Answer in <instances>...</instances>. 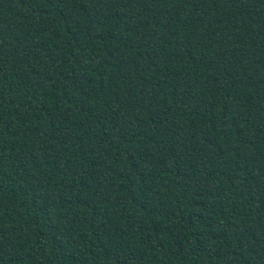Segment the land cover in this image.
I'll return each instance as SVG.
<instances>
[{
  "label": "trees",
  "instance_id": "16d2710c",
  "mask_svg": "<svg viewBox=\"0 0 264 264\" xmlns=\"http://www.w3.org/2000/svg\"><path fill=\"white\" fill-rule=\"evenodd\" d=\"M0 264H264V0H0Z\"/></svg>",
  "mask_w": 264,
  "mask_h": 264
}]
</instances>
